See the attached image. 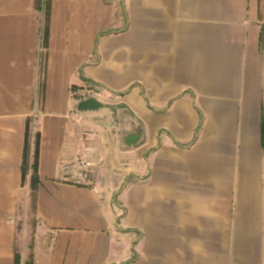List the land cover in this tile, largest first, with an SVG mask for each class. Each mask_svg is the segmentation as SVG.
Listing matches in <instances>:
<instances>
[{
	"label": "crops",
	"instance_id": "obj_1",
	"mask_svg": "<svg viewBox=\"0 0 264 264\" xmlns=\"http://www.w3.org/2000/svg\"><path fill=\"white\" fill-rule=\"evenodd\" d=\"M42 11L0 0V264H264V0Z\"/></svg>",
	"mask_w": 264,
	"mask_h": 264
},
{
	"label": "trees",
	"instance_id": "obj_2",
	"mask_svg": "<svg viewBox=\"0 0 264 264\" xmlns=\"http://www.w3.org/2000/svg\"><path fill=\"white\" fill-rule=\"evenodd\" d=\"M42 1L43 0H36V8L41 10L42 9ZM50 7H51V0H47L46 2V8H45V13H46V20H45V31H44V45L46 46L48 43V20H49V15H50ZM30 125L28 124L27 129H26V142H25V150H24V155H23V168H22V175H24V179L27 176V172L29 170V148H28V141L30 137ZM39 135L36 138L35 142V147H36V152H35V159L34 163L31 166L32 169V178H31V188L33 189V198L35 199L37 187L39 185V176L37 174L38 171V154H39ZM19 262V256L16 259V264Z\"/></svg>",
	"mask_w": 264,
	"mask_h": 264
},
{
	"label": "rangeland",
	"instance_id": "obj_3",
	"mask_svg": "<svg viewBox=\"0 0 264 264\" xmlns=\"http://www.w3.org/2000/svg\"><path fill=\"white\" fill-rule=\"evenodd\" d=\"M46 2H47V0H43L42 1V6L41 7H42V10H43L42 11L43 13L45 12ZM263 43H264V36H263ZM33 132H34V128H33V124H31V126H30V132H29V134H30L29 141L34 136V133ZM32 201H33L32 202V205L28 209L20 208L19 211H18V213H19L18 214L19 215V229H21L22 232L24 230H28L29 229L28 226L30 224H34V222H35L33 193H32ZM25 247H26V245H25Z\"/></svg>",
	"mask_w": 264,
	"mask_h": 264
},
{
	"label": "built area",
	"instance_id": "obj_4",
	"mask_svg": "<svg viewBox=\"0 0 264 264\" xmlns=\"http://www.w3.org/2000/svg\"><path fill=\"white\" fill-rule=\"evenodd\" d=\"M70 92H72V96H77L79 93H78V91L75 89V88H71V91ZM92 93V91H90V92H87V93H84V94H82L83 96L85 95H90ZM263 123H264V121H263ZM263 137H264V127H263Z\"/></svg>",
	"mask_w": 264,
	"mask_h": 264
}]
</instances>
